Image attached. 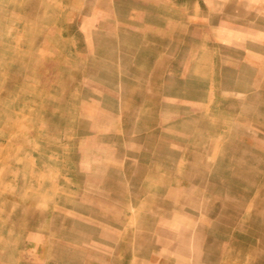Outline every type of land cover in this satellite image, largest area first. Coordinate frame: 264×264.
Returning a JSON list of instances; mask_svg holds the SVG:
<instances>
[{"label": "rangeland", "instance_id": "1", "mask_svg": "<svg viewBox=\"0 0 264 264\" xmlns=\"http://www.w3.org/2000/svg\"><path fill=\"white\" fill-rule=\"evenodd\" d=\"M0 264H264V0H0Z\"/></svg>", "mask_w": 264, "mask_h": 264}, {"label": "bare ground", "instance_id": "2", "mask_svg": "<svg viewBox=\"0 0 264 264\" xmlns=\"http://www.w3.org/2000/svg\"><path fill=\"white\" fill-rule=\"evenodd\" d=\"M262 198V197H261ZM237 211V210H236Z\"/></svg>", "mask_w": 264, "mask_h": 264}]
</instances>
